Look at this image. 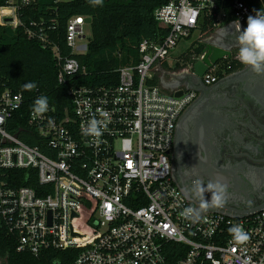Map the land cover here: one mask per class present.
I'll use <instances>...</instances> for the list:
<instances>
[{"label": "built area", "instance_id": "2783aa9c", "mask_svg": "<svg viewBox=\"0 0 264 264\" xmlns=\"http://www.w3.org/2000/svg\"><path fill=\"white\" fill-rule=\"evenodd\" d=\"M35 1L0 6V27H18L19 11ZM258 10L264 12V0H169L154 13L167 34L142 40L138 62L118 70L117 84L72 87L71 114L59 117L50 105L43 114L30 113L31 131L43 138L42 146L9 131L23 95L6 89L0 96V230L16 251H74L68 262L55 264H264V209L238 217L213 211L199 216L175 184L170 153L195 91L176 96L179 89L162 85L186 70L196 75L203 56L187 66L180 57L170 64L169 57L181 40L193 46L204 35L206 17L216 30L232 23L245 28ZM86 18L68 21L66 38L74 53L84 48L76 44L91 25ZM52 50L60 83L81 70L77 59L62 58L57 46ZM216 69L202 76L206 84L218 79ZM91 119L101 135L82 134ZM20 170L30 171L28 180L35 173L36 185L19 186L2 173ZM188 207L195 210L191 218L182 215ZM234 225L247 233L246 241L233 240L228 229Z\"/></svg>", "mask_w": 264, "mask_h": 264}, {"label": "trees", "instance_id": "16d2710c", "mask_svg": "<svg viewBox=\"0 0 264 264\" xmlns=\"http://www.w3.org/2000/svg\"><path fill=\"white\" fill-rule=\"evenodd\" d=\"M8 1L0 0V6ZM168 1L102 0L94 6L92 0H36L22 8L18 27H0V96L6 89L23 95V106L10 119L9 131L30 145L42 146L43 138L31 131L29 124L35 99L47 97L48 105L61 117L72 112L69 94L72 87L117 84L118 70L138 62L139 43L144 39L158 41L167 34L168 29L160 26L154 13ZM78 15L92 18V34L84 54L74 53L66 38L68 21ZM201 30L204 35L215 31L213 18L206 17ZM29 31L34 32V36H30ZM43 34L46 41L42 39ZM54 46L58 47L62 58H75L81 67L78 72L67 75L63 83L58 79L60 67L52 50ZM202 50L203 45H200L182 55L193 64ZM238 67L240 65H234V69ZM32 82L36 87L25 90L23 85ZM2 173L5 178L15 179L19 186H35L37 182L35 173L28 180V170ZM0 254L6 257L5 264H55L58 259L68 262L74 251L48 250L39 256L17 252L15 243L0 230Z\"/></svg>", "mask_w": 264, "mask_h": 264}, {"label": "flooded vegetation", "instance_id": "af4514ba", "mask_svg": "<svg viewBox=\"0 0 264 264\" xmlns=\"http://www.w3.org/2000/svg\"><path fill=\"white\" fill-rule=\"evenodd\" d=\"M238 37L236 28H219L192 47L203 45V57L224 47L214 83L186 70L162 84L168 91H195L178 121L183 139L175 140L170 158L175 184L197 208L212 204L206 185L217 176L225 186L223 205L237 210L264 205V73L238 60ZM6 261L0 254V264Z\"/></svg>", "mask_w": 264, "mask_h": 264}, {"label": "clouds", "instance_id": "9594fccd", "mask_svg": "<svg viewBox=\"0 0 264 264\" xmlns=\"http://www.w3.org/2000/svg\"><path fill=\"white\" fill-rule=\"evenodd\" d=\"M94 6L102 3V0H92ZM239 51L238 60L247 66H250L252 71L261 74L264 73V12L258 10L255 15H250L247 18V26L241 30L239 26ZM25 90L31 91L36 87L34 82L25 83L23 85ZM48 109V100L45 96H40L35 99L33 104V111L37 114H43ZM106 115V113L102 114ZM82 134L101 135L100 127L96 119H91L87 122L85 127L81 129ZM221 177L217 176L216 180L209 181L206 185L207 191L211 196V203L214 205H222L225 193V186L220 182ZM197 190L203 191L200 187V182L197 181ZM195 210L192 207L184 209L182 215L191 218ZM232 238L236 242H244L248 239L247 233L239 225H234L228 229Z\"/></svg>", "mask_w": 264, "mask_h": 264}, {"label": "water", "instance_id": "95a60500", "mask_svg": "<svg viewBox=\"0 0 264 264\" xmlns=\"http://www.w3.org/2000/svg\"><path fill=\"white\" fill-rule=\"evenodd\" d=\"M86 22L87 23H91L92 22V18L91 17H87L86 18ZM226 28H236L239 30V28L237 27V25L235 23H232L226 27H222L221 29H226ZM240 29L243 30L244 28L242 26H240ZM224 47L222 46H218L216 48V54L212 55L211 57H209L210 54L205 55L202 59L198 60L195 63V72H196V76L199 78H202V76L208 71V69L212 66H214L218 59L222 57V53L224 52ZM164 81V80H163ZM162 81V84H163ZM183 94L182 90H177L175 92L176 96H181ZM181 123H183V121L178 123V127L176 129V138L175 140L179 139L182 140L183 139V128L179 127V125H181ZM264 209V205L262 206H257L254 208H250V209H245V210H237V209H233L231 207H227L225 205H214V204H209V205H205L202 207H198L197 208V212L199 216H202L203 214H205L208 211H213V212H220V213H224L228 216L231 217H238L241 215H248V214H252L255 213L257 211H260Z\"/></svg>", "mask_w": 264, "mask_h": 264}, {"label": "rangeland", "instance_id": "374dc122", "mask_svg": "<svg viewBox=\"0 0 264 264\" xmlns=\"http://www.w3.org/2000/svg\"><path fill=\"white\" fill-rule=\"evenodd\" d=\"M224 24V23H223ZM85 32H86V35L84 38L82 39H78L77 41V46L79 45H83L84 48L83 49H76L75 48V52L76 53H79V54H84L87 52V47H88V43H89V39L91 37V28H90V25H86L85 26ZM198 37V34H195L193 36V38H197ZM191 43H192V40H189V39H183L180 41V43L178 44V47L177 49L171 54V56L169 57V62L170 64H174L177 60V57H180V64H187V65H190L191 63L190 62H187L185 56H183L182 54L186 53L187 51L189 52L190 51V48H192L193 46H191ZM181 55V56H179ZM168 80V78H167Z\"/></svg>", "mask_w": 264, "mask_h": 264}]
</instances>
